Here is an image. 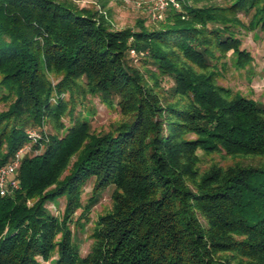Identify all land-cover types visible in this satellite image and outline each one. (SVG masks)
I'll return each instance as SVG.
<instances>
[{"label": "trees", "instance_id": "obj_1", "mask_svg": "<svg viewBox=\"0 0 264 264\" xmlns=\"http://www.w3.org/2000/svg\"><path fill=\"white\" fill-rule=\"evenodd\" d=\"M107 2L0 0V165L28 148L0 264H264V103L218 82L252 62L239 34L264 31V0H177L151 28H116ZM107 191L83 255L74 227Z\"/></svg>", "mask_w": 264, "mask_h": 264}, {"label": "rangeland", "instance_id": "obj_2", "mask_svg": "<svg viewBox=\"0 0 264 264\" xmlns=\"http://www.w3.org/2000/svg\"><path fill=\"white\" fill-rule=\"evenodd\" d=\"M139 0H108L107 7L110 9V18L116 28L133 27L137 25L139 19H144L148 27H158L161 22L152 19L149 4L144 2L138 5ZM80 6L100 8V0H75ZM215 3L226 4V0H213ZM245 22L248 18L242 15ZM242 38V47L250 51L253 56L252 62L245 68H239L234 63V58L229 55L225 59V64H219L220 76L218 82L224 86L239 91L245 96L254 98L264 103V31L260 29H242L239 34ZM87 116L91 119L92 125L97 130L105 129L111 123L118 121L119 112L115 107L108 106L99 96L91 97L85 103ZM0 108L3 104L0 103ZM91 192V184L87 185L83 193V201H86ZM65 205V198L58 202L51 203L50 208L55 213H61ZM110 191L104 193L101 200L95 204L90 212V220L85 222L83 227H74L76 239L80 243L81 253L84 255L92 245L91 230L98 216L110 208ZM57 208V209H56ZM81 209L77 210L75 216L78 217ZM85 221V218L82 219Z\"/></svg>", "mask_w": 264, "mask_h": 264}, {"label": "built area", "instance_id": "obj_3", "mask_svg": "<svg viewBox=\"0 0 264 264\" xmlns=\"http://www.w3.org/2000/svg\"><path fill=\"white\" fill-rule=\"evenodd\" d=\"M144 2L149 4L151 17L156 21H161L165 18L166 11L171 4H174L176 7L179 6L177 0H139L138 5H141ZM132 53L135 54L136 51L133 49ZM29 132L35 139L40 136L36 130H29ZM27 149V147L19 148L11 161L4 165H0L1 194H6L11 189H16L19 187V182L16 179L15 174L20 165L22 157L27 152Z\"/></svg>", "mask_w": 264, "mask_h": 264}]
</instances>
